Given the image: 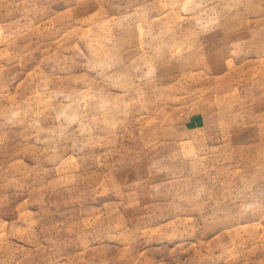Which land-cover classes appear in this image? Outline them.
Returning <instances> with one entry per match:
<instances>
[{
	"label": "rangeland",
	"instance_id": "obj_1",
	"mask_svg": "<svg viewBox=\"0 0 264 264\" xmlns=\"http://www.w3.org/2000/svg\"><path fill=\"white\" fill-rule=\"evenodd\" d=\"M0 264H264V0H0Z\"/></svg>",
	"mask_w": 264,
	"mask_h": 264
}]
</instances>
